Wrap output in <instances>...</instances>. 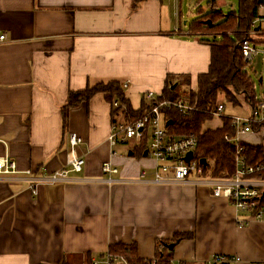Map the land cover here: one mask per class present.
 I'll return each mask as SVG.
<instances>
[{"label": "crops", "instance_id": "0c3cea01", "mask_svg": "<svg viewBox=\"0 0 264 264\" xmlns=\"http://www.w3.org/2000/svg\"><path fill=\"white\" fill-rule=\"evenodd\" d=\"M172 3L146 0L133 9L132 0H0V157L43 178L67 167L75 134L82 140L76 155L85 159L83 171L64 184L34 190L28 175L0 177V264H92L115 243L136 244L139 257L152 261L164 249L160 242L176 233L195 238L175 245L173 264H209L217 255L264 264V215L238 212L200 178L138 181L142 171L153 177L156 162L139 157L134 143L110 145L112 108L104 94L70 110L64 129L62 107L71 91L115 80L129 84L130 100L160 95L168 76L197 83L208 71L211 51L202 41L211 35L192 33L186 22L183 29L184 15L176 16ZM259 15L251 38L260 37L253 41L264 50V4ZM222 127L221 120L210 129ZM250 135L241 141L264 145L263 136L251 142ZM107 160L121 182L102 183Z\"/></svg>", "mask_w": 264, "mask_h": 264}, {"label": "trees", "instance_id": "16d2710c", "mask_svg": "<svg viewBox=\"0 0 264 264\" xmlns=\"http://www.w3.org/2000/svg\"><path fill=\"white\" fill-rule=\"evenodd\" d=\"M143 1L146 0H132V8L136 9ZM216 1L209 0L210 11H198V17L189 26L192 33H209L214 37L212 40L202 41L210 47L211 61L208 71L198 75L195 89L184 88L190 85L189 77L168 76L162 93L149 102H146L148 93L143 95L141 106L135 109L121 82L101 81L88 85L84 90L69 93L67 103L62 107L64 129L67 127L70 110L89 103L97 94H104L111 105V124L117 121L137 120L156 103L165 100H182L191 108L187 113L175 108L164 111L167 122H172L167 127L170 139L176 140L194 135L198 142L194 151V160L197 162L201 159L207 160L206 166L201 164L203 177L232 178L235 172V144L232 141L234 130L231 121L227 117L223 118L222 128L204 129L203 126L206 122L212 121L211 112L216 109L221 95L224 96L226 108L228 104L235 108L240 106L241 99L251 107H254L258 101L255 82L246 71V65L242 63L240 46L245 40H253L251 34L256 29V22L261 18L259 9L263 4L259 0H236L237 12L225 14L217 9ZM116 102L119 103V108H114ZM243 145L249 165L254 167L264 165V145L244 143ZM146 147V140L137 145L135 150L139 157L144 155ZM253 178L264 180V170L254 174ZM261 205L264 206V196ZM194 238L193 233H176L170 242L161 241L164 249L158 251L156 259L152 261L139 257L136 244L115 243L110 245L108 251L112 255L126 259L128 264H173L174 251L169 250L168 245Z\"/></svg>", "mask_w": 264, "mask_h": 264}, {"label": "built area", "instance_id": "2783aa9c", "mask_svg": "<svg viewBox=\"0 0 264 264\" xmlns=\"http://www.w3.org/2000/svg\"><path fill=\"white\" fill-rule=\"evenodd\" d=\"M179 0H174L176 5V16H178L177 5ZM254 24V23H253ZM6 37L2 36L4 40ZM242 63L248 65L255 57L262 54L264 50H259L253 40H245L241 44ZM128 83L123 84L126 89ZM158 95L148 93L147 98L155 100ZM118 102L114 103V108H119ZM178 109L187 113L191 108L182 100H165L154 104L141 118L131 121H117L111 126L108 141L112 147L134 143L139 145L142 141H147V153L155 160L153 177L147 178V171H142L138 181L149 184H185L191 179H201L198 182L211 188L213 196L228 200L238 212L245 213L253 219H261L264 215V206L261 199L264 196V180L254 179L253 175L264 170V165L251 166L247 163L244 155V145L241 138L247 134L260 135L264 137V97L258 99L256 105L251 109L250 116L227 115L224 102H219L216 109L211 112L215 119L222 120L228 118L234 130L232 141L235 144L234 161L235 172L230 179H213L203 177L202 165L194 160V151L198 142L194 135L186 136L176 140H171L167 131V120L165 110ZM69 142L71 153L66 168L59 170L49 176L37 178L32 171L20 172L16 161L9 156L0 157V177L25 174L30 176L32 187L35 190L41 184H64L69 181L71 173H81L85 165V159L76 155V147L82 140L75 134H70ZM193 157L186 162L185 157L189 153ZM112 157H118L116 151H112ZM102 183L114 185L121 182L114 176L119 174L118 167L107 160L102 164ZM248 224L247 221H240V226ZM239 258L233 256H215L209 264H236ZM128 264L126 259L112 255L107 251L101 260H94L92 264Z\"/></svg>", "mask_w": 264, "mask_h": 264}, {"label": "rangeland", "instance_id": "374dc122", "mask_svg": "<svg viewBox=\"0 0 264 264\" xmlns=\"http://www.w3.org/2000/svg\"><path fill=\"white\" fill-rule=\"evenodd\" d=\"M172 1H173L172 3L173 11L176 12V5L174 4V0ZM222 1L224 2V4L221 6V8L225 14H229L235 11L234 9H236V12H237L238 8H237V2L235 0H222ZM196 2L197 0H179L178 2V5H177L178 15L181 13L184 15L182 16L180 20V25L183 29L186 26L185 22L189 24L198 17L197 12L199 8H203L205 12H209L210 10V8H208V0H200L199 4L201 5V7H199V5H197ZM170 12L172 14V8H170ZM203 38L208 39V40L214 39L213 36H204ZM253 39L258 40L260 39V37L255 35ZM260 44H259V48L261 49ZM246 71L253 78L255 82V90H256L257 95L259 97H262L264 95V56L258 55L257 57H255L253 61L246 66ZM189 80H190L189 87L185 86L184 88L195 89L197 85L196 81L194 80V78L193 79L189 78ZM142 100H143L142 95H132V98H130L133 108H136V109H138L141 106ZM149 101L150 99L146 97V102H149ZM219 102H224L223 95H221V97L219 98ZM251 109L252 107L249 104L245 103L243 99H241V105L236 108L228 104L226 108V114L227 115L250 116ZM219 121L221 120L212 118V121L205 123L204 128L216 127L219 124ZM250 136H251L250 137L251 140H254L251 142H256L259 140L258 137H254L253 135H250Z\"/></svg>", "mask_w": 264, "mask_h": 264}, {"label": "water", "instance_id": "95a60500", "mask_svg": "<svg viewBox=\"0 0 264 264\" xmlns=\"http://www.w3.org/2000/svg\"><path fill=\"white\" fill-rule=\"evenodd\" d=\"M259 2L261 3V4H264V0H259ZM210 23V22H209ZM174 88V87H173ZM172 124V122L171 121H168L167 122V127H169L170 125ZM148 153L147 152H145L144 153V155L146 156ZM192 157H193V153L191 152V153H189L186 157H185V160H186V162H189L191 159H192ZM200 163L203 165V166H206L207 165V160L206 159H201L200 160ZM175 243H172V244H170V245H168V249L169 250H173L174 249V247H175Z\"/></svg>", "mask_w": 264, "mask_h": 264}, {"label": "bare ground", "instance_id": "6f19581e", "mask_svg": "<svg viewBox=\"0 0 264 264\" xmlns=\"http://www.w3.org/2000/svg\"><path fill=\"white\" fill-rule=\"evenodd\" d=\"M93 263V262H92Z\"/></svg>", "mask_w": 264, "mask_h": 264}]
</instances>
